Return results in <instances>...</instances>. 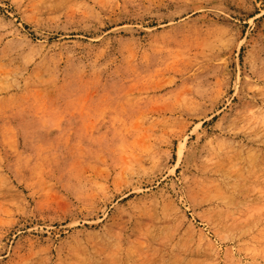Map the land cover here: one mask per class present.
<instances>
[{
	"label": "rangeland",
	"instance_id": "obj_1",
	"mask_svg": "<svg viewBox=\"0 0 264 264\" xmlns=\"http://www.w3.org/2000/svg\"><path fill=\"white\" fill-rule=\"evenodd\" d=\"M0 264H264V0H0Z\"/></svg>",
	"mask_w": 264,
	"mask_h": 264
}]
</instances>
